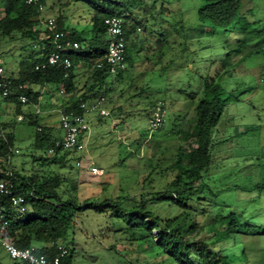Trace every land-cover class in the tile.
<instances>
[{"label": "rangeland", "instance_id": "rangeland-1", "mask_svg": "<svg viewBox=\"0 0 264 264\" xmlns=\"http://www.w3.org/2000/svg\"><path fill=\"white\" fill-rule=\"evenodd\" d=\"M161 1L156 0L157 5ZM201 2L170 0L164 11L166 19L154 24L144 22V32L141 29L136 38L140 50L128 49L122 80L115 81L114 92L105 97L103 106L110 115L100 119L94 115L85 149L69 154L65 160L55 163L46 149L34 147L36 127L18 121V115L0 94V122L11 123L13 126L7 131L15 137L7 169L28 175H60L64 179L60 190L76 187L79 201L91 199L97 203L98 209L77 214L61 241L69 250L70 264H150L153 249L140 238L143 227L136 226L141 223L138 219L130 218L131 210L145 203L147 210L163 221L181 213L169 202L151 201L173 177V171L167 168L177 146L188 148L186 142L177 141L172 131L188 128L204 80L215 73L229 49H235L238 38L237 32L230 28L223 30L200 23L197 10ZM51 5V2L43 5L40 19L56 18L54 10L60 8L52 10ZM241 11L264 22V0H242ZM63 13L65 26L79 31L87 28L81 8L72 6ZM253 43L254 40L249 41V45ZM29 53V46L22 50L19 41L1 37L0 66L5 76L15 78L22 59ZM239 57L235 54L231 61ZM263 68L264 55H257L235 68L234 75L226 74L219 80L224 90H234L236 98L228 104L213 133L215 148L205 200L189 212L192 219L200 220V225L206 223L204 211L213 215L218 210H230L237 211L241 221L251 218L252 225H262L264 230V190L261 195L257 190L244 191L264 180ZM83 82L84 78L80 86ZM51 88L37 108L40 124L51 126L52 136L57 138L63 133L56 112L65 97L55 87ZM157 105L164 110L163 123L152 130L149 121ZM23 107L33 110L32 104ZM113 108L116 110L111 111ZM39 156L48 158L46 163L38 160ZM78 160L80 167L75 166ZM90 165L102 169L103 175L91 174ZM210 190L221 193L213 197ZM103 200L121 203L125 216H117L111 207L102 209ZM222 246L221 252L229 257L230 264H264V234H235ZM164 257L161 254L152 263L163 264ZM0 260L3 264L10 263L1 248Z\"/></svg>", "mask_w": 264, "mask_h": 264}, {"label": "trees", "instance_id": "trees-1", "mask_svg": "<svg viewBox=\"0 0 264 264\" xmlns=\"http://www.w3.org/2000/svg\"><path fill=\"white\" fill-rule=\"evenodd\" d=\"M39 1L42 5L51 2L52 10L56 6L60 8V10H54L58 28L67 33L71 41L78 43L77 49L67 52L72 67L68 70L66 78L63 76L65 71L59 66L36 71L35 65L49 53L51 44L50 38L40 24L41 11L37 4H28L27 0H1L0 38L7 37L10 42L19 41L22 50H26L28 46L31 49V53L22 59L17 76L7 77L11 81L10 94L2 99L12 107L11 110L16 115L23 114L21 122L36 127L34 147L46 149L48 152L53 142L59 137L52 136L51 126L40 124L39 113L35 114L31 110L24 109V104L18 100L19 94L22 92L27 96L28 102L25 105L32 104L37 107L44 87H49L50 91L53 89L51 86L57 90L63 88L68 97L64 96L66 101L59 106L77 112L80 101L111 95L115 90V81L122 80V74L126 68L115 76L108 74L104 61L109 39L104 20L112 16L125 19L126 63L128 49L138 46L136 38L141 29L144 32V22L154 24L158 20L166 19L164 11L170 4V0H162L159 5L156 0ZM72 6L82 9L83 18L87 21L86 29L79 31L64 25L66 17L63 12ZM241 6L242 0H202L197 10L200 23H209L223 30L229 28L235 30L238 34L237 44L235 49H229L227 57L219 63L215 73L204 80L197 101L194 105L192 104L194 119L189 121L188 128L172 131L177 141L186 142L188 148L177 146L171 158L172 163L167 168L173 171V177L161 192L153 196L151 201L169 202L181 209V213L163 221L153 216L147 210L145 203L138 204L131 210L130 218L138 219L141 223L136 226L143 227L140 238L145 239L149 247L153 249L152 262L162 254L165 256L161 261L163 264H230L231 260L227 255L222 254L221 250L222 245L227 243L231 236L235 234L262 236L264 234L262 225H252L251 218L241 221L237 211L218 210L213 215L210 211H204L202 214L205 216L206 223L201 225L199 219H192L189 215L196 205L205 200L204 192L208 188L207 174L211 154L215 148L213 133L228 104L236 98L233 95L234 90L227 92L219 80L226 74L234 75L235 68L250 58L264 55V22L244 14ZM250 40H254L252 45H249ZM141 42L144 43L145 40ZM32 43L39 49L38 56L35 54ZM139 50L137 48V52ZM235 54L240 57L236 61L234 59L231 61ZM100 64L102 65L99 67ZM261 76L264 86V68ZM83 78L84 82L80 87V80ZM18 85H24L25 89L19 91ZM113 110L116 109L113 108L111 111ZM12 126L11 123L0 122V180L7 179L8 173L17 177L15 189L23 195L26 210L20 213L7 201L3 203L5 219L9 223L7 238L18 248L34 246L39 253L50 256L53 246L61 243L68 235L77 214L87 209H98V206L91 199L79 201L75 195L76 187H72V190H60L64 182L60 175L55 174L54 177L35 173L28 175L7 169V161L14 149V134L7 131ZM252 128L257 129L258 126ZM69 154L71 153H57L54 156L49 155V159L56 163L65 160ZM37 159L46 163L48 158L39 156ZM254 190L261 195L264 190V180L253 187L244 189L247 192ZM220 193L209 191L213 197H217ZM102 204V209L111 207L117 211V216H125L121 203L103 200ZM70 259L68 255L64 264H70ZM152 262L150 264H153ZM0 264H3L1 260ZM9 264L28 263L10 259Z\"/></svg>", "mask_w": 264, "mask_h": 264}, {"label": "built area", "instance_id": "built-area-1", "mask_svg": "<svg viewBox=\"0 0 264 264\" xmlns=\"http://www.w3.org/2000/svg\"><path fill=\"white\" fill-rule=\"evenodd\" d=\"M27 3L37 4L40 11L43 9V5L39 0H27ZM40 24L50 38L51 44L49 53L45 55L42 61L35 65L34 69L36 71H43L50 67L59 66L65 71L63 76L66 78L68 76V70L72 67L67 52L77 49L78 43L71 41L67 33L58 28L55 18H42L40 19ZM104 26L109 39L104 64L108 74L115 76L118 72L125 69V19L119 16L108 17L104 20ZM33 48H37L35 44H33ZM10 86L11 81L5 76L4 70L0 66V94L2 97H7L10 94ZM17 89L22 91L25 89V86L18 85ZM58 93L61 96H67L63 88H60ZM18 100L21 104L28 102L27 96L22 92L19 94ZM104 102L105 98L100 96L89 101H80L77 105L78 112L76 110H66L63 107L57 109L59 126L63 134L53 142V145L48 150V154L54 156L57 153L63 152H82L86 146L85 136L90 131L86 116L91 113H96L98 117H108L110 113L104 108ZM34 113H39L37 107H35ZM163 116L164 110L162 109V105H157L149 121V126L152 130L157 129L163 123ZM17 120L22 121L23 115L19 114ZM75 165L80 167V160L76 161ZM88 170L93 175H103L102 169L95 165H90ZM17 180V177L12 173H8L7 179L0 180V248L11 260L25 261L28 264H63L64 259L69 255V251L61 243L55 244L51 255L48 256L39 253L34 246L23 249L18 248L7 238L9 223L5 219L3 203L7 201L20 213L26 210L23 195L15 189Z\"/></svg>", "mask_w": 264, "mask_h": 264}, {"label": "crops", "instance_id": "crops-1", "mask_svg": "<svg viewBox=\"0 0 264 264\" xmlns=\"http://www.w3.org/2000/svg\"><path fill=\"white\" fill-rule=\"evenodd\" d=\"M34 49V48H33ZM36 52H35V54H36V56H38L39 54H40V52H39V49H37V48H35L34 49ZM82 86V85H81ZM80 86V87H81ZM50 90H49V88H47V87H44L43 89H42V94L39 96V103H42L43 101H41L42 100V98L44 97V95L45 94H50ZM80 94V93H79ZM64 101H66V100H64ZM89 101V100H88ZM64 102H62V103H60L59 105H61V104H63ZM58 105V106H59ZM35 107L36 106H34L33 105V110H31V112H34L35 111ZM54 110H56V108L54 109ZM57 113V112H56ZM95 115V117L97 116L98 117V115L96 114V113H91V114H89V115H87L86 117H87V120H88V122H89V127H90V122H91V120H92V117ZM90 136H91V131H89V133L85 136V141H87L89 138H90ZM89 137V138H88ZM86 153V155L87 156H89V151H86L85 152ZM37 246H39V245H37ZM64 261H65V259H64ZM64 261H63V264H64ZM66 262H67V260H66Z\"/></svg>", "mask_w": 264, "mask_h": 264}]
</instances>
